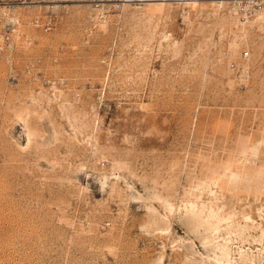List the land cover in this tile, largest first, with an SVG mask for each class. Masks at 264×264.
<instances>
[{"label": "rangeland", "instance_id": "rangeland-1", "mask_svg": "<svg viewBox=\"0 0 264 264\" xmlns=\"http://www.w3.org/2000/svg\"><path fill=\"white\" fill-rule=\"evenodd\" d=\"M0 264H264L263 16L0 0Z\"/></svg>", "mask_w": 264, "mask_h": 264}, {"label": "built area", "instance_id": "built-area-1", "mask_svg": "<svg viewBox=\"0 0 264 264\" xmlns=\"http://www.w3.org/2000/svg\"><path fill=\"white\" fill-rule=\"evenodd\" d=\"M123 3L146 4L152 1L163 3H174L178 5H190L193 3L204 1H219V0H121ZM227 2L231 9L238 12L245 18H250L254 15L261 14L264 18V0H221ZM245 56H249V52L245 51ZM249 69L245 68L243 73H248Z\"/></svg>", "mask_w": 264, "mask_h": 264}, {"label": "bare ground", "instance_id": "bare-ground-1", "mask_svg": "<svg viewBox=\"0 0 264 264\" xmlns=\"http://www.w3.org/2000/svg\"><path fill=\"white\" fill-rule=\"evenodd\" d=\"M216 2V1H215ZM217 2H220V3H222L223 1H221V0H219V1H217ZM223 255H224V257H227V258H229L230 257V247H229V245L228 244H224L223 246Z\"/></svg>", "mask_w": 264, "mask_h": 264}]
</instances>
